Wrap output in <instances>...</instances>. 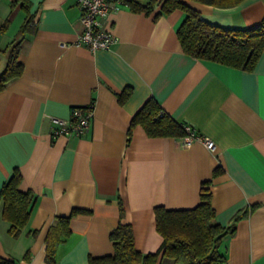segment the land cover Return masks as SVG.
Wrapping results in <instances>:
<instances>
[{
  "label": "crops",
  "instance_id": "1",
  "mask_svg": "<svg viewBox=\"0 0 264 264\" xmlns=\"http://www.w3.org/2000/svg\"><path fill=\"white\" fill-rule=\"evenodd\" d=\"M26 1L27 10L23 0H0V51L26 14L33 24L19 46L22 72L0 90V188L17 168L19 188L35 201L17 236L0 216V256L49 264L46 233L73 207L88 211L70 218V234L61 236L51 264H90V257L111 254L109 233L119 222L132 225L138 250L153 252L162 241L154 207H193L208 181L221 225L254 206L221 239L222 264H264V51L252 70L192 57L176 35L182 10L154 17L159 6L147 13L132 7L147 0H124L101 18L118 41L92 52L78 42L79 0ZM191 5L206 21L229 28L254 27L264 17V0ZM148 98L213 147L131 126ZM91 102L88 132L51 136V116L67 120L73 107ZM156 264L182 263L163 257Z\"/></svg>",
  "mask_w": 264,
  "mask_h": 264
},
{
  "label": "trees",
  "instance_id": "2",
  "mask_svg": "<svg viewBox=\"0 0 264 264\" xmlns=\"http://www.w3.org/2000/svg\"><path fill=\"white\" fill-rule=\"evenodd\" d=\"M244 0H147L142 4L132 3L137 10L150 12L155 6L160 14H169L175 9L183 11L184 16L176 28V35L184 53L199 59L222 63L234 68L252 70L264 51V17L261 23L250 28H229L210 23L203 19L191 2L217 7H233ZM22 7L27 10L28 3L23 0ZM32 18L27 14L20 25L18 34L4 47L7 52V64L0 74V90L8 81L22 72V63L18 60L20 42L26 33L33 30ZM130 93L124 90L119 95L123 101ZM140 124L149 136H184V124L177 122L166 113L158 102L148 98L131 118L130 125ZM221 170L214 168L216 175ZM21 174L13 169L0 188V216L8 222V232L17 236L26 224L35 195L30 190L19 188ZM208 181L200 187V201L190 208L171 209L162 205L154 207L155 227L162 236L160 246L153 252H141L135 247L133 229L130 223L119 222L109 233L113 252L98 257H90V264H156L163 257L182 264H222L224 254L219 250L221 239L232 235L239 219L246 216L244 210L236 216L231 225L223 226L215 220V211L211 205V191ZM88 211L73 207L66 215L56 216V222L45 236L46 261L51 264L57 243L61 236L70 234V218L77 213ZM120 214L123 207L120 203ZM0 264H14L13 259L0 256Z\"/></svg>",
  "mask_w": 264,
  "mask_h": 264
},
{
  "label": "built area",
  "instance_id": "3",
  "mask_svg": "<svg viewBox=\"0 0 264 264\" xmlns=\"http://www.w3.org/2000/svg\"><path fill=\"white\" fill-rule=\"evenodd\" d=\"M124 0H79V19L83 25L82 32L78 35V42L83 43L92 52L109 49L118 41V37L112 30L102 25L101 18L106 17L112 10H115ZM93 117V103L81 107H73L67 120L51 116L53 123L51 136L65 135L82 136L89 131ZM186 135L184 144L193 140H202L208 149L213 147V142L201 137L189 126L184 124Z\"/></svg>",
  "mask_w": 264,
  "mask_h": 264
},
{
  "label": "rangeland",
  "instance_id": "4",
  "mask_svg": "<svg viewBox=\"0 0 264 264\" xmlns=\"http://www.w3.org/2000/svg\"><path fill=\"white\" fill-rule=\"evenodd\" d=\"M7 52L0 51V74L4 70L6 64H7Z\"/></svg>",
  "mask_w": 264,
  "mask_h": 264
}]
</instances>
